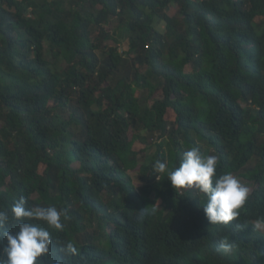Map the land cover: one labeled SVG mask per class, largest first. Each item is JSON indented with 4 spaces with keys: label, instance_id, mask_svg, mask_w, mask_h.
Wrapping results in <instances>:
<instances>
[{
    "label": "trees",
    "instance_id": "obj_1",
    "mask_svg": "<svg viewBox=\"0 0 264 264\" xmlns=\"http://www.w3.org/2000/svg\"><path fill=\"white\" fill-rule=\"evenodd\" d=\"M112 20L130 58L104 44ZM193 146L264 220V0H0V210L23 196L68 216L41 264H262L248 234L204 251V196L154 172Z\"/></svg>",
    "mask_w": 264,
    "mask_h": 264
},
{
    "label": "clouds",
    "instance_id": "obj_2",
    "mask_svg": "<svg viewBox=\"0 0 264 264\" xmlns=\"http://www.w3.org/2000/svg\"><path fill=\"white\" fill-rule=\"evenodd\" d=\"M217 165L216 155H204L198 147L193 146L183 153L179 165L173 169H168L159 160L153 164V169L155 173L166 174L167 181L177 195L190 197L201 193L204 196L201 198L205 202L202 206L203 219L208 223L207 227L203 226L207 240L202 246L204 251L212 252L213 255L219 252L229 254L233 251V243L248 234L259 244V256L262 259L264 220L249 216L245 209L249 188L230 172L217 175ZM26 203L21 196L14 201L10 211L0 210V229L9 222L10 214L12 219L20 221L15 231L0 233V264H41L40 258L48 253L52 243L49 229L62 231L64 228L62 217L68 218L66 210H58L55 206L31 208L26 207ZM154 206H161L159 198L155 200ZM137 212L139 220L145 215V208ZM62 250L67 254L77 253L73 242L65 243ZM139 262L144 264L147 261Z\"/></svg>",
    "mask_w": 264,
    "mask_h": 264
},
{
    "label": "rangeland",
    "instance_id": "obj_3",
    "mask_svg": "<svg viewBox=\"0 0 264 264\" xmlns=\"http://www.w3.org/2000/svg\"><path fill=\"white\" fill-rule=\"evenodd\" d=\"M175 10V6H172L170 8H168V14H172ZM257 20V19H256ZM116 24H117V20H112L109 23L105 24L104 27L106 30L110 31V32H114V35L117 37V39L119 40V42L117 43L116 41H114L113 39H105L104 40V44L105 46H109V45H118L119 50L122 51L123 55H125V58H130V55L125 54V50L127 49V42H126V36L122 31H119V29L116 28ZM156 27L161 30L164 28V22L163 21H159L156 24ZM93 43H95L94 37L91 36ZM90 41V39H89ZM48 59L51 58L50 55L47 56ZM188 68V66L186 67V69ZM161 96V91L157 90L153 93V95L151 96V100L152 101L154 98H158ZM172 117V112L171 111H167L166 113V119L167 120H171ZM131 134V132H130ZM133 147L136 149H139L140 147H142V144H140V142L136 141L133 144ZM153 151V148H149V150L147 151L148 154H150ZM252 163H254V161L252 160ZM43 169V165L39 166V171L41 172ZM127 173L130 175V177L132 178L133 182L135 183V185H138V182L136 181L135 178V174L134 171H127ZM241 181V183H243L244 185H246L249 188V192L251 191V187L247 184H245L244 180L241 178L239 179Z\"/></svg>",
    "mask_w": 264,
    "mask_h": 264
}]
</instances>
